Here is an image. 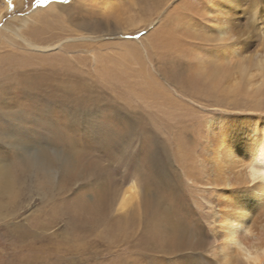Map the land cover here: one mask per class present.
Returning <instances> with one entry per match:
<instances>
[{"label":"rangeland","instance_id":"374dc122","mask_svg":"<svg viewBox=\"0 0 264 264\" xmlns=\"http://www.w3.org/2000/svg\"><path fill=\"white\" fill-rule=\"evenodd\" d=\"M104 1L0 0V264H219L208 153L234 117L264 116V71L260 88L248 83L260 80L264 0L236 11L227 90L196 60L215 48L201 40L211 0ZM27 14L20 37L62 49L26 48L10 28ZM168 24L177 45L159 40ZM31 72L36 83L18 85ZM76 85L95 102L75 99ZM132 182L138 195L122 208ZM174 232L187 247H169Z\"/></svg>","mask_w":264,"mask_h":264},{"label":"bare ground","instance_id":"6f19581e","mask_svg":"<svg viewBox=\"0 0 264 264\" xmlns=\"http://www.w3.org/2000/svg\"><path fill=\"white\" fill-rule=\"evenodd\" d=\"M105 1L103 3L104 8H111L109 2ZM257 2L258 0H211V2H209L207 12L210 14V18L209 20L207 19L208 21L206 22L208 25L205 27L208 31L201 32V35L204 33L201 40L210 42L215 48L212 47L213 51L211 50V53L205 51L198 52L196 54V60L204 65L202 68L203 71L213 79V84L218 85L221 90L224 88V90H227L228 88L232 89L236 87V83H234L235 77L231 80L229 79L227 83L225 82L228 76L224 73L226 67L222 65L225 61V57H227V61H231L232 59L236 60V55H234L236 54V23L234 22L236 11L242 10L244 6H246L245 9L243 8L244 10L253 8L256 10ZM56 6L57 5H54L53 8H56ZM5 16L6 11L0 10V20ZM179 18H181L180 14ZM32 19L33 17L30 14L23 16L19 19V23L17 22L16 28H10L11 32L13 31L15 36L20 37L22 34L21 29L23 30L28 23L33 21ZM141 20L138 19V21ZM70 22L73 23L72 25H76V27L80 28H83L81 26L83 24L84 26L89 24L88 21L84 20H81V22L77 20ZM170 28V24L162 28V32L160 31L157 33V35L161 37L159 39L157 36V38L162 43L168 42V44L172 43L177 45L176 36ZM20 38L25 42L24 46L26 48L31 51L39 52L41 55L52 52L53 50L62 49V43L40 45L38 43H45L46 41H27L24 37ZM76 39L83 42L86 39L92 40V37H86L80 34ZM195 50L196 49H194V51ZM40 59L45 58L41 57ZM253 60L255 62V70L260 80L250 81L248 83L251 90H256V88H260L259 84L263 82L264 53L254 54ZM33 77H36L34 72L28 73L23 77L25 83H21L22 81L18 83L17 81L16 84L24 85L25 89L29 88L31 83H36L35 80L29 83ZM25 80L28 81L26 82ZM209 82H212V80ZM197 87L199 88V86ZM215 88L216 86L213 88L214 91ZM74 91L75 99L86 104L88 102H95V100H90L88 95H85L86 93L84 94L82 86L76 85ZM212 124L213 123H211V125ZM214 133L215 131H212V135ZM219 137L222 139L224 138V140L223 143L217 141L220 143L219 146L215 145L218 151L215 153L213 149H210L208 153L209 165L213 168L210 171L213 177L212 186L209 187H211V192H215L212 203L207 202L211 206L212 217L210 220V229L213 238H215L214 242L216 245L214 246V255L216 259L220 261L219 264H264V116L254 113L253 116L234 117L229 128L223 130V134L219 133ZM220 148L226 153L224 157L230 158L227 162L233 166L235 165L234 168H236L237 174L236 185L233 183L234 181L232 179H227L222 174L225 166L223 165L224 162L222 159L219 158ZM213 187H215V189ZM136 195H138L137 187L132 182L124 191L120 206L122 208L128 206ZM97 219L96 216H92L89 221L95 222ZM172 224L173 222H171V225ZM167 243L170 248L176 251L180 248L187 247L189 244L188 241L185 242L184 238L176 235L175 232L168 238ZM232 261H234V263Z\"/></svg>","mask_w":264,"mask_h":264},{"label":"snow or ice","instance_id":"6c2138e0","mask_svg":"<svg viewBox=\"0 0 264 264\" xmlns=\"http://www.w3.org/2000/svg\"><path fill=\"white\" fill-rule=\"evenodd\" d=\"M49 0H36L37 5L43 6L44 4L48 3Z\"/></svg>","mask_w":264,"mask_h":264}]
</instances>
